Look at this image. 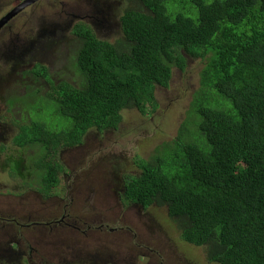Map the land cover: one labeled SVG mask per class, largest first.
<instances>
[{"label":"trees","instance_id":"16d2710c","mask_svg":"<svg viewBox=\"0 0 264 264\" xmlns=\"http://www.w3.org/2000/svg\"><path fill=\"white\" fill-rule=\"evenodd\" d=\"M134 1L114 45L84 23L73 27L81 40L71 64L76 82L52 79L45 68L34 73L49 84L36 90H46L50 106L38 103L42 117L21 124L13 143L44 148L41 184L31 188L46 200L60 174L71 173L61 150L82 149L91 130L117 129L124 110L135 106L151 118L173 66L182 70L188 56L198 57L204 65L188 115L175 137L133 158L139 172L121 176V200L166 207L181 243L194 253L201 248L207 263L264 264V0ZM33 94L41 95H26ZM183 254L194 256L185 264L200 259Z\"/></svg>","mask_w":264,"mask_h":264},{"label":"rangeland","instance_id":"374dc122","mask_svg":"<svg viewBox=\"0 0 264 264\" xmlns=\"http://www.w3.org/2000/svg\"><path fill=\"white\" fill-rule=\"evenodd\" d=\"M52 1L55 3V7L52 2L48 1L45 6L47 12H53L52 10L55 9L57 15L61 13V17L48 21L47 17L39 19L24 10L14 18L13 27L5 30L3 38L0 37V120L7 122L10 126L7 127L10 134L7 137L5 135L3 141H0L4 142L0 143V167H6L9 164L8 169L0 173V211H3L4 214H14L25 221L29 215H36L35 212L41 208L45 209L46 201L54 202L55 198L39 199L35 195L38 191L29 188L39 187L41 184L38 182L40 169L37 160L44 152L43 146L23 144L21 149L14 145L20 125L26 124L28 127L32 120L42 117V112L37 113L35 106L40 102L44 105V110L50 106L44 98L45 89L42 88L39 93L35 90L34 83L38 77L34 73L33 75L24 73V71L33 70L35 65L32 64L41 60L43 56L44 64L49 69H54L55 80L65 78L68 81L76 82L73 80L75 65L71 64H75L76 49L81 44L80 38L73 32V27L78 21L72 20L71 15L79 13L77 11L85 7V4H82L83 1ZM100 1L102 2V17L103 10L107 9V12L102 23H99L98 26L94 25L96 29L94 33L106 40L114 41L121 35L119 16L123 9L127 5L136 6L137 4L125 0ZM16 3L15 0H0V4L5 6L3 10L7 11ZM8 6H10L9 9ZM175 8H177L176 4ZM89 14H94L98 18L100 16L96 12ZM66 18L69 19L67 25L65 24ZM86 18V22L94 21L91 16ZM41 26L42 28L49 26L50 29L55 26V28L51 32L48 31L47 34L35 37ZM30 37L40 39L41 46L34 52L29 53L26 50L22 55H19L18 45ZM11 44L15 47L9 51L11 55L1 56L4 53L3 47ZM55 57H57L56 62L54 61ZM11 58L12 60H10ZM186 60V65L182 70L173 66L171 85L156 90L155 97L158 105L151 118L146 115L142 116L139 109L134 106L122 112L123 120L117 129L108 130L103 136L91 130L86 135L85 145L80 151H77L76 148L61 150L62 162L72 169L74 175L60 174L58 185L51 190L50 195L54 194L58 197L56 199L57 207L65 204L67 197L69 198L70 217L65 221V226L55 234L58 237L69 232L64 239L81 242L82 248L84 243L89 247L90 242L100 239L108 252L103 257L104 260H94L96 262H93L82 257L78 264H185L194 258V256L187 257L183 254L189 250V247L181 243L180 237L172 230L174 227L168 223L166 207L152 204L145 211L138 210L136 207L132 210L131 204L124 203L125 207H123V204L117 201L121 198L120 194L114 200L108 192L103 193L99 190L105 184L108 175L111 176L116 172V169L120 172L119 179L125 173H138L139 169L132 162L136 155L147 158L158 145L176 136L178 127L184 117L188 115L196 95L199 74L204 65V60L198 57L188 56ZM21 93L41 95L19 96V103L14 104L11 98L14 94ZM11 111H15V116H12ZM44 116V120L49 121L47 110ZM59 123L62 124L63 121ZM91 145H95V147H90ZM4 157L8 160L6 163L3 161ZM15 158L22 159L20 173L25 175L29 173V178L21 177L20 174L17 176L18 165ZM24 181L30 182L32 186L20 187ZM79 183L84 184L75 187ZM26 189L29 191L26 193L31 194H23ZM26 199L30 203L23 206L26 210L21 212L20 208L24 202H27ZM7 205L13 206L12 212L6 210ZM114 211H117L118 214L114 215ZM106 213L113 218L121 215V222L120 220H115L113 223L107 222L110 217ZM71 226L75 227L71 228ZM32 232L40 236H28L27 242L22 247L23 238L13 235L12 230L7 232V226L0 224V245L6 241L16 242L20 246V251L32 247L31 254H33L34 264H57L55 259L50 260L48 257V254H56L53 253L55 248L52 244L44 242L46 239V236L43 235L44 231L34 227ZM45 233L49 232L45 231ZM59 243L57 242V245ZM34 247H41V251L35 253ZM13 251L15 250L13 249ZM186 253L200 256L196 264H216L207 263L201 258V248L197 249L196 253L193 251ZM12 256L13 254L10 252L0 253V264H23L28 258L23 256L11 259ZM58 264L71 263L63 260Z\"/></svg>","mask_w":264,"mask_h":264},{"label":"flooded vegetation","instance_id":"af4514ba","mask_svg":"<svg viewBox=\"0 0 264 264\" xmlns=\"http://www.w3.org/2000/svg\"><path fill=\"white\" fill-rule=\"evenodd\" d=\"M20 1H22V0H16V2H20ZM48 1H50V2H52L54 5H53V7H55V3L52 1V0H48ZM125 1H129V2H135L134 0H125ZM87 2H88V5H87V9L89 8V7H91V8H93V9H95L96 11H99V9H102V2L100 1V0H87ZM36 3L37 2H30L29 3V5H27L25 8H24V10L25 11H28V12H30L31 14H33V11H34V9L35 8H37L38 9V18L39 19H43V18H46L47 17V20L49 21V20H51V19H54V18H56V17H60L61 16V14H58L57 15V11H55V9L54 10H52L53 12H47V10L43 7V6H37L36 5ZM136 3V2H135ZM14 6V5H13ZM12 6V7H13ZM4 5L3 4H0V19H2L7 13H8V11L12 8H10V6H8V11L5 9V10H3L4 9ZM137 5L136 6H133V5H127V7L126 8H124L123 9V11H122V13H121V15L119 16V21H120V17L123 15V13L126 11V10H131V9H129V8H136L137 9ZM23 10V11H24ZM107 10V9H106ZM87 11V10H86ZM86 11H84V13L86 12ZM60 15V16H59ZM17 15H15V16H13L10 20H9V22H7V24L6 25H3L1 28H0V37L1 38H3V34H4V32H5V30H7V29H9V28H12L13 27V20H14V18L16 17ZM87 15L85 14L84 16H80V14H77V15H73L72 17L74 18V21L75 20H77L78 22L77 23H83V22H81V20H79V19H83V18H85ZM68 22H69V19L65 22V24L67 25L68 24ZM95 22H97V23H102V21L101 20H96ZM76 23V24H77ZM72 24V23H71ZM75 24V25H76ZM74 25V26H75ZM88 26H89V28L93 31V33H94V31H96V29L95 28H93L92 27V25L90 24V23H88L87 24ZM94 25H96V26H98L97 24H95L94 23ZM95 27V26H94ZM48 30L51 32V31H53L54 30V27L52 28V29H49V26L48 27H44V28H42V26L41 27H39V30H38V32L36 33V36L35 37H37V36H39L40 34H47V32H48ZM120 31H121V24H120ZM99 36V35H98ZM35 37H30V38H28L26 41H24L21 45H18V54L19 55H22L23 54V52L24 51H26V52H29V53H31V52H34V51H36L40 46H41V41H40V39L39 40H37ZM102 38V37H101ZM121 38V35L119 36V37H117L114 41H110V42H112L113 43V45L116 43V41L117 40H119V39ZM102 39H104V38H102ZM44 40H47V38H44ZM44 40H43V42H44ZM109 41V40H108ZM15 47H14V45L13 44H11V45H9V46H4L3 47V49H4V53L3 54H1V56H3V57H8V56H10L11 54H10V52L9 51H11V50H13ZM77 50V49H76ZM1 59V58H0ZM10 60H12V58L10 59ZM54 61L56 62L57 61V57H55L54 58ZM14 63V62H13ZM32 65H35V68L32 70V69H27V70H25L24 71V73H31V74H33V73H36V72H39L40 70H42V68H45L46 70H47V72H48V74L50 73L51 74V78L52 79H55L54 78V74H55V72H54V69L53 70H51V69H49L45 64H44V57L42 56V59L41 60H38V61H36L35 63H33ZM34 75V74H33ZM27 76H28V74H27ZM38 77V80H35V82L36 83H34V86H35V90L37 89V87H38V85L39 86H41V85H46V87L47 88H49V84L46 82V80H44V78L43 77H39V76H37ZM31 81H33V80H31ZM46 91V90H45ZM38 93L39 92H41V91H37ZM22 94H24L25 96H26V94L27 93H22ZM6 98H11V97H6ZM5 98V99H6ZM12 99V98H11ZM13 107V106H12ZM11 107V108H12ZM7 112V111H6ZM16 113H18V112H16ZM21 113V112H20ZM11 114H12V116H15V111H11ZM19 114V113H18ZM3 116H4V114H3ZM3 118H6V117H3ZM7 127H10L8 124H7V122H5V121H2V120H0V141H3V138H4V136L6 135V137L8 136V134H10V130H8L7 129ZM0 143H4V142H0ZM4 145V144H3ZM5 147V146H4ZM18 147H20V146H18ZM6 148V147H5ZM7 149V148H6ZM0 157H1V155H0ZM16 159V158H15ZM16 160H20V162H21V160L22 159H16ZM3 161H5V163H6V161H8L7 159H6V157H4V159H3ZM14 161V160H13ZM12 161V162H13ZM21 164H22V162H21ZM9 165V164H8ZM8 165L6 166V164H5V166L6 167H0V173L2 172H5L7 169H8ZM9 171V170H8ZM10 173V172H9ZM63 174H65L66 176H70V172H68V173H63ZM72 176L74 175V173H72L71 174ZM23 176L24 177H28L29 178V173H27L26 175L25 174H23ZM27 184H28V182H26ZM118 185L119 184H117V185H115V188H117L118 187ZM23 186H26V185H22V186H20V187H23ZM29 188H31V187H29ZM34 189V188H33ZM123 189V185H120L119 186V188H118V190H117V192H116V194H118V191H120V190H122ZM26 192H29L27 189H26V191L23 193V194H31V193H26ZM34 194V193H33ZM40 195V194H39ZM41 196V195H40ZM22 198H24V197H22ZM34 198H36V197H34ZM49 198H55V200H54V202H50V201H46L45 202V204L47 205L46 207H45V209H43V208H41L40 210H38L37 212H35L36 213V215H29L28 216V218L26 219V221L23 219V218H21V217H17V216H15L14 214H11V213H6V214H4L3 213V211H0V224L1 225H4V226H7V232L9 231V230H12V231H15V233H12L13 235H15V236H19L20 238H23V244H22V247L24 246V244L26 243V241H25V236H26V234L28 235V236H35V237H39L40 235H37V234H35V233H33L32 232V229L34 228V227H37V228H39V229H42L43 231H44V234L43 235H45L46 236V239L47 240H50L51 238H53V237H55V236H57V234H55V233H51V231H53V230H57L59 227H61L62 225H64L65 224V221L70 217V212H69V206H68V203H69V199H68V197H67V200L65 201L66 203L65 204H58V205H62V206H60V207H57V201H56V199H57V195H50V196H48L47 197V199H49ZM26 201L28 202H24L23 204H22V207L20 208V211L21 212H24L26 209L23 207V206H26L27 204H29L30 202L26 199ZM62 207V210L60 211V208ZM6 210L7 211H13V206L12 205H7L6 206ZM34 213V214H35ZM107 214V213H106ZM113 214L114 215H117L118 214V212L117 211H114L113 212ZM108 215V214H107ZM109 216V215H108ZM110 217V216H109ZM121 219H122V216L121 215H119L118 217H116V218H113V217H110V218H108L107 219V222H110V223H113L115 220H120V222H121ZM26 228V231H27V233H25L24 232V230L21 232V233H19L20 232V230H17L16 231V229H25ZM107 228H109V227H107ZM45 231H48L49 233L48 234H46L45 233ZM16 232H18V233H16ZM31 248L32 247H28V248H25V250H23V251H20V246L16 243V242H14V243H9V242H5V243H3V244H1L0 245V253H6V252H10V253H12L13 254V256H12V258L11 259H15V258H22L23 256H26V257H28L27 258V261L25 262V263H23V264H34V259H33V254H31L33 251H31ZM36 248V249H35ZM15 250V251H13L12 252V250ZM34 251H35V253L36 252H40L41 251V247L39 248V247H34ZM189 251H191L190 249L189 250H186L185 252H189ZM30 254V255H29ZM29 255V256H28ZM48 257H49V259L50 260H53V259H55L56 261H57V264L58 263H60V262H58L59 260L57 259V254L56 255H50V254H48ZM46 261V260H45ZM78 262H79V260H76V261H71V262H69V263H71V264H78ZM107 264H109V263H107Z\"/></svg>","mask_w":264,"mask_h":264},{"label":"water","instance_id":"95a60500","mask_svg":"<svg viewBox=\"0 0 264 264\" xmlns=\"http://www.w3.org/2000/svg\"><path fill=\"white\" fill-rule=\"evenodd\" d=\"M33 1L34 0H29V2H33ZM81 1H83V3H82L83 5L85 4V7L82 8L81 10H78L77 12H79V13H74L71 16L77 15V14H80V16H84L85 14L90 12V8L87 9L88 4L86 5V1L85 0H81ZM20 9H21V6L17 5L11 11H9L2 19H0V28L3 25H6L7 22H9V20L20 11ZM84 11H86V12L84 13ZM92 12L93 13L94 12L99 13L100 14L99 18L103 19L101 10L96 11L95 9H93ZM67 20H68V18H66V21ZM50 28L51 27H49V29ZM54 28H55V26H54ZM106 131H108V130H106ZM106 131L104 132V134L106 133ZM90 147L94 148L95 145H91ZM75 148L77 149V151L81 150L79 146H77ZM66 166H68V165L66 164ZM70 170H71V174H72L73 171H72V169H70ZM117 170L118 169H116V171ZM108 176L109 177L106 180L105 184L103 186H101V188L99 190L103 193L108 192L109 195L111 197H113L112 193L115 191V185L118 184L119 174L117 172H115V173H112L111 176L110 175H108ZM83 184L84 183H79L75 187H78V186L83 185ZM74 227L75 226H71V228H74ZM68 234H69V232L65 235H62V236H58V237L55 236V237L51 238L52 240L51 239L50 240L44 239V242H46L47 244L51 243L52 246L55 248L53 253L57 254V259L59 260L58 262H61L63 260H65L67 262L76 261L82 257H85V258L89 259L90 261L96 262V261L104 260L103 257L108 254L107 250L105 249L103 242L100 239H97V241H95V242H90L89 247L84 243L83 244L84 247L82 248L80 246L81 242H78L76 240L64 239ZM57 239H59V240L57 241ZM62 239H64V240H62ZM57 242H60V243L57 245ZM94 260H96V261H94Z\"/></svg>","mask_w":264,"mask_h":264},{"label":"clouds","instance_id":"9594fccd","mask_svg":"<svg viewBox=\"0 0 264 264\" xmlns=\"http://www.w3.org/2000/svg\"><path fill=\"white\" fill-rule=\"evenodd\" d=\"M16 1V0H15ZM34 3L35 2H37L36 3V5L37 6H43L45 9H46V3L48 2V0H42V1H39V0H34L33 1ZM29 0H22V1H20V2H17L9 11H11L15 6H17V5H20L21 6V9H20V11L16 14V15H18L20 12H22L23 10H24V8L27 6V5H29ZM88 4V2H87V0H86V5ZM90 8V12L92 13V11H93V8H91V7H89ZM99 10H101L102 11V9H99ZM8 11V12H9ZM89 12V13H90ZM106 12H107V10L106 9H104L103 10V17H105L106 16ZM89 13H87L86 15V17H88V16H91L92 18H94V21H92V22H86V20H87V18L85 17V18H83V19H80L81 20V22H83L84 24H88V23H90L91 25H92V27L93 28H95L94 27V23L95 24H97V25H99V23H97V22H95L96 20H101L102 21V19H100V18H98V17H96V16H94V15H90ZM61 14V13H60ZM34 17H36V18H38V9L37 8H35L34 9V11H33V14H32ZM73 20H74V18H73ZM49 31V30H48ZM48 33V32H47ZM43 34V33H42ZM97 35V34H96ZM98 36V35H97ZM99 38H101L100 36H98ZM102 39V38H101ZM71 171V170H70ZM70 175H71V173H70ZM118 187L117 188H115V191L112 193V195H113V198H114V200H116V196L117 195H121V194H123V189L122 190H120V191H118V194H116V192H117V190H118V188H119V186L120 185H123L122 184V181H121V179H119L118 180ZM58 198V197H57ZM120 204H123V207H125V205H124V203L122 202V200H121V198L119 199V200H117ZM132 210L134 209V207H136L138 210H143V211H145L146 209L144 208V207H141V206H138V205H133L132 204Z\"/></svg>","mask_w":264,"mask_h":264}]
</instances>
